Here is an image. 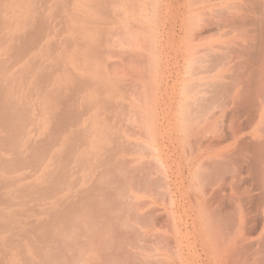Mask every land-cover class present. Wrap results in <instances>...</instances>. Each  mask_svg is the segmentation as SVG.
<instances>
[{"label": "rangeland", "instance_id": "374dc122", "mask_svg": "<svg viewBox=\"0 0 264 264\" xmlns=\"http://www.w3.org/2000/svg\"><path fill=\"white\" fill-rule=\"evenodd\" d=\"M0 264H264V0H0Z\"/></svg>", "mask_w": 264, "mask_h": 264}, {"label": "bare ground", "instance_id": "6f19581e", "mask_svg": "<svg viewBox=\"0 0 264 264\" xmlns=\"http://www.w3.org/2000/svg\"><path fill=\"white\" fill-rule=\"evenodd\" d=\"M18 32H15V34H17ZM62 80H60V82H61Z\"/></svg>", "mask_w": 264, "mask_h": 264}]
</instances>
